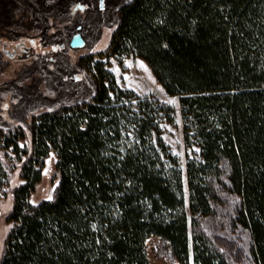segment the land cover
Returning <instances> with one entry per match:
<instances>
[{
    "label": "trees",
    "instance_id": "trees-1",
    "mask_svg": "<svg viewBox=\"0 0 264 264\" xmlns=\"http://www.w3.org/2000/svg\"><path fill=\"white\" fill-rule=\"evenodd\" d=\"M118 13L105 52L148 64L196 150L183 171L162 137L172 107L87 55L89 99L32 118L28 142L21 125L2 130L21 183L0 264H149V236L180 264H264V0H128ZM50 154L51 199L31 203ZM7 185L0 162L1 194ZM207 219L227 220L245 249Z\"/></svg>",
    "mask_w": 264,
    "mask_h": 264
},
{
    "label": "rangeland",
    "instance_id": "rangeland-1",
    "mask_svg": "<svg viewBox=\"0 0 264 264\" xmlns=\"http://www.w3.org/2000/svg\"><path fill=\"white\" fill-rule=\"evenodd\" d=\"M126 1L103 0L99 8V0H0V38L10 43L8 49L13 50L12 43H19L22 36L33 40L31 44L25 42V51L13 50L14 56L5 55L0 46V162L8 174L5 194L0 193V257L11 227L7 216L13 204L12 191L21 183L11 146L3 147L1 134L21 125L28 142L32 118L89 99L96 84L87 55H92L93 61L106 62L121 88L157 97L172 107L173 119L162 123V137L183 171L186 157L196 150L184 144L178 97L165 93L148 64L136 56L118 58L105 52L118 24V8ZM75 34L83 44L73 47L70 41ZM41 171V179L29 198L31 203L52 195L57 181L53 154L45 159ZM205 222L209 232L245 249L244 235L239 230L231 231L227 220L221 227L209 219ZM144 246L149 264H180L164 239L149 236Z\"/></svg>",
    "mask_w": 264,
    "mask_h": 264
},
{
    "label": "flooded vegetation",
    "instance_id": "flooded-vegetation-1",
    "mask_svg": "<svg viewBox=\"0 0 264 264\" xmlns=\"http://www.w3.org/2000/svg\"><path fill=\"white\" fill-rule=\"evenodd\" d=\"M25 42L27 43H33V40L31 38H28V40H25V37L22 36L20 37V41L19 43H12L14 44L12 46V49L13 50H17V49H20L22 51H25ZM10 46V43L7 41V40H4V39H1L0 38V46L2 48V52L5 54V55H8V56H14V52L13 50H9L7 46Z\"/></svg>",
    "mask_w": 264,
    "mask_h": 264
},
{
    "label": "water",
    "instance_id": "water-1",
    "mask_svg": "<svg viewBox=\"0 0 264 264\" xmlns=\"http://www.w3.org/2000/svg\"><path fill=\"white\" fill-rule=\"evenodd\" d=\"M98 6H99V8L103 7V0H99ZM77 7L82 9V6H80V5H77ZM81 44H83V41L81 40L79 34H75L70 41V46L75 47V46H79Z\"/></svg>",
    "mask_w": 264,
    "mask_h": 264
},
{
    "label": "snow or ice",
    "instance_id": "snow-or-ice-1",
    "mask_svg": "<svg viewBox=\"0 0 264 264\" xmlns=\"http://www.w3.org/2000/svg\"><path fill=\"white\" fill-rule=\"evenodd\" d=\"M49 199H51V197H49Z\"/></svg>",
    "mask_w": 264,
    "mask_h": 264
}]
</instances>
